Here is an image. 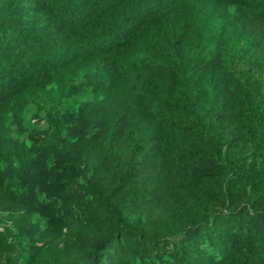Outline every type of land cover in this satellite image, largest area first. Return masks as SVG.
Returning a JSON list of instances; mask_svg holds the SVG:
<instances>
[{"label": "trees", "instance_id": "1", "mask_svg": "<svg viewBox=\"0 0 264 264\" xmlns=\"http://www.w3.org/2000/svg\"><path fill=\"white\" fill-rule=\"evenodd\" d=\"M70 94L56 181L0 174L68 232L0 264H264V0H0V169L14 110Z\"/></svg>", "mask_w": 264, "mask_h": 264}, {"label": "rangeland", "instance_id": "2", "mask_svg": "<svg viewBox=\"0 0 264 264\" xmlns=\"http://www.w3.org/2000/svg\"><path fill=\"white\" fill-rule=\"evenodd\" d=\"M50 101L51 104L46 102L41 105L33 102L17 107L10 116L11 130L22 136L18 148L20 155L9 160V165H4L0 174L14 178L13 181L6 180V183L11 182L13 185L16 181V188L27 191V195L35 196L42 183L52 185V182L56 181L51 175H44V165L49 166L47 159L53 156L47 155L53 152L65 155L68 152V138L59 134L58 130L69 125L71 115L80 106V99L73 94L64 97L54 95ZM12 146L3 148L4 162L13 150ZM12 166H17L20 170L17 173L8 170ZM75 177L77 179V176ZM79 180V183H83V180ZM129 214L132 222L141 221L142 214L138 208L130 210ZM63 222H68L66 217H50L25 202L19 204L15 211L7 210L6 206L0 207V231L11 234L13 238L18 239L19 246L27 249L42 247L51 236L53 240L59 233L68 232V226ZM150 261H154L152 264H158L157 260ZM150 261L146 264H150ZM135 264L143 263L136 260Z\"/></svg>", "mask_w": 264, "mask_h": 264}]
</instances>
